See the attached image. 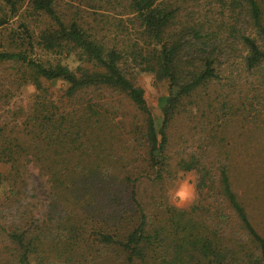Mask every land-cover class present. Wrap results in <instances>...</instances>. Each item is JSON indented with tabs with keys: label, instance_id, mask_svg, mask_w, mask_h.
I'll return each mask as SVG.
<instances>
[{
	"label": "trees",
	"instance_id": "16d2710c",
	"mask_svg": "<svg viewBox=\"0 0 264 264\" xmlns=\"http://www.w3.org/2000/svg\"><path fill=\"white\" fill-rule=\"evenodd\" d=\"M4 6L0 264H264V0Z\"/></svg>",
	"mask_w": 264,
	"mask_h": 264
},
{
	"label": "rangeland",
	"instance_id": "374dc122",
	"mask_svg": "<svg viewBox=\"0 0 264 264\" xmlns=\"http://www.w3.org/2000/svg\"><path fill=\"white\" fill-rule=\"evenodd\" d=\"M0 8L5 9L4 0H0ZM5 25H6V27H15L16 26V17L9 18L7 20V24H5ZM68 65H73V62L68 60ZM133 81L136 85L140 86L143 89V96L145 99V103L149 107L151 113L155 117L159 116V109H158L159 100L163 95L166 94V82L163 80H155L153 78V76L149 73H138V74L134 75ZM61 84L62 83L58 80H55V81H52L51 83H49L50 87H52V88L60 87ZM25 90H22V94L26 96L29 92H31L32 88H31V86H29ZM181 128H183V127H181ZM173 129H175V131H177L178 129L180 130V127H175ZM7 168H8L7 164L0 162V172L1 173H5L7 171ZM176 173H175V175H176ZM186 174H192V173L186 172ZM172 178L171 179H164L158 185V187L155 190H151L152 193L156 194L157 196H160L161 198L166 200V202H168L166 192H167L168 187L170 186Z\"/></svg>",
	"mask_w": 264,
	"mask_h": 264
},
{
	"label": "clouds",
	"instance_id": "9594fccd",
	"mask_svg": "<svg viewBox=\"0 0 264 264\" xmlns=\"http://www.w3.org/2000/svg\"><path fill=\"white\" fill-rule=\"evenodd\" d=\"M166 196L169 204L176 208L193 204L198 199L195 176L178 171L171 180Z\"/></svg>",
	"mask_w": 264,
	"mask_h": 264
}]
</instances>
